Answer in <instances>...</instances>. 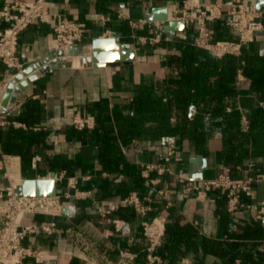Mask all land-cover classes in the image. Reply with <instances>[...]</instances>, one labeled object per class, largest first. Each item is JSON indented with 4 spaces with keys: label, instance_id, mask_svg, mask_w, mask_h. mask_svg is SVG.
Masks as SVG:
<instances>
[{
    "label": "crops",
    "instance_id": "1",
    "mask_svg": "<svg viewBox=\"0 0 264 264\" xmlns=\"http://www.w3.org/2000/svg\"><path fill=\"white\" fill-rule=\"evenodd\" d=\"M11 0H0V8ZM31 1V0H27ZM209 1V0H205ZM225 9L229 3L241 0H221ZM184 0H49L51 12L62 13L83 23L84 39L82 45L89 44L93 38L104 37L107 31L117 36L137 50V60L128 63H108L104 66H82L86 63L78 57L63 63L61 67L48 70L41 77L28 83L19 93L12 111L3 113L7 124L0 126V187L8 180L2 168V155H13L18 160V168L23 177L36 178L48 173H64L57 182V193L63 194L68 189L72 194L76 189L82 195L62 197L63 211L59 216L34 215L27 222L34 225L55 221L52 233L37 231L27 235L24 244L43 253L44 257L36 260L28 257L23 264H70L74 259L79 264H146V239L143 236L140 217L121 210L120 200L135 190L133 178L126 169L140 166L145 162L158 160L166 152L168 145L178 148L170 167L173 174H165L162 182L151 190L156 195L157 188L169 192L171 208L163 206L160 213L172 214V220L181 225L190 226L188 240L176 246L179 250L187 249L188 254L178 252V258L171 264H179L182 258H189L193 264H225V259L211 252H205L204 246H219L221 249L228 241L239 239L244 228L254 218L253 210H241L230 213L227 210L226 197L216 190H209L205 197L195 193H186L177 181V175H183L194 183L199 182L197 175L213 177L224 166L231 168L236 177L252 175L259 177L254 184L251 202L256 205L264 200V120L262 125L250 128V120L258 107L264 108V101L252 91L247 77L238 72V113L244 123V132L227 144L230 133L225 124L216 123L208 129L203 141H196L193 135L182 134L169 140L156 141L149 134L133 138L129 145L121 143L123 161L118 169L108 168L99 160L100 147L88 140H82L79 133H73L72 118L75 114H96L97 106H108L109 117L115 122V115L124 117L142 116L136 112L134 97L142 90L154 88L158 80L167 79L170 69L166 58L176 53L175 42L193 41L194 32L189 28L175 29L172 39L164 29L162 34L169 40L162 39L156 44H145L141 37L159 32L154 21L146 18L154 7H166L169 17L181 7ZM146 19V23H138ZM131 21L138 23L131 24ZM4 23L0 22V29ZM216 35L237 39L238 34L219 20L212 25ZM59 49L51 24L36 23L30 25L21 35L18 45V57L25 68ZM250 55L264 54V32L249 44ZM79 62L75 64V62ZM14 70L7 69L0 62V85L7 87L12 81ZM178 75V71L175 72ZM166 100V99H165ZM231 107L227 111H231ZM143 123L152 127L156 123L153 114L142 116ZM207 126L211 119L206 115ZM177 121L176 113L170 116ZM16 121L22 125L13 124ZM11 130H22L26 139L29 132L42 133L41 139L33 147V155L24 162L21 154L5 149V140ZM80 130V129H79ZM90 130V129H88ZM93 129L90 130V132ZM90 135V134H89ZM229 148H237L240 161L228 162L225 158ZM25 151V149H24ZM41 156L36 168L32 159ZM205 158L206 168L201 170L202 162L197 157ZM71 168L68 170V167ZM156 176V173H153ZM75 184L73 188L71 185ZM130 190V191H129ZM74 208L71 214L69 209ZM109 217L126 221L125 226L116 231L112 223L107 222L104 212ZM159 213V214H160ZM152 217V213H150ZM3 224L0 218V226ZM264 250V242L259 246ZM241 250H245L241 246ZM122 251L135 255L128 259ZM257 260L259 259L256 257ZM258 261L261 262V259ZM232 264H242L236 258Z\"/></svg>",
    "mask_w": 264,
    "mask_h": 264
},
{
    "label": "built area",
    "instance_id": "2",
    "mask_svg": "<svg viewBox=\"0 0 264 264\" xmlns=\"http://www.w3.org/2000/svg\"><path fill=\"white\" fill-rule=\"evenodd\" d=\"M49 0H11L0 8V22L4 27L0 29V62L7 69L14 70L15 74L24 67L19 61L18 45L22 33L36 23L51 24L55 33L59 48L82 45L84 39L83 23L62 13L51 12L48 6ZM169 19L181 21L186 28L193 30L194 38L192 44L209 51L213 56L222 58L224 56L238 57L243 48L253 43L259 33L264 32V5L257 9L251 0L231 2L225 9V3L221 0H209L203 3L200 0H184L181 7L177 8ZM224 20L225 25L231 31L238 34L237 39L216 38L212 31V25ZM146 19H140L138 23H146ZM131 21V24L136 25ZM160 30L154 35L141 37L145 44L159 43L163 38L162 30L165 21H154ZM113 36L107 31L104 37ZM164 39L169 40V37ZM241 72V71H240ZM5 87L0 85V126L8 123L1 112V102ZM9 107V106H8ZM14 107H9V112ZM16 126L22 125L13 121ZM72 125L80 130L94 129L96 125L95 114L77 113L72 118ZM178 148L170 144L166 152L159 154L158 160L145 162L140 165L141 175L149 187H155L162 182L165 174H173L170 163L177 154ZM2 155V168L8 183L0 187V218L3 224L0 226V264H23L28 257L40 260L43 253L31 249L24 244L28 234L41 231L52 233L56 222L40 223L34 225L27 222L34 215L59 216L63 211L62 197L82 195L76 189L72 194L68 189L63 194L56 193L50 196H26L18 193V186L22 184L23 177L18 168V160L13 155ZM41 160L40 155L32 159V166L37 167ZM156 173V176H153ZM64 173H48L36 178H53L56 183L64 178ZM259 177L252 175L236 177L232 174L229 166H224L222 171L213 177L201 178L194 183L191 179L177 175V181L182 185L184 192L195 193L198 197H205L209 190H216L226 197L227 210L235 213L241 210H253L254 218L264 224V200L254 205L251 198L254 195V184ZM73 188L75 184L71 185ZM156 195L165 201V209L171 208L169 192L165 188H157ZM120 202L132 207L140 217V225L147 245L144 250L146 264H163V259L158 253L162 245V239L166 231L167 216L160 213L150 216L153 211L152 197L150 195L140 196L137 191L123 197ZM109 211L103 213L107 222L112 223L116 231L121 230L126 221L120 218L107 216ZM122 256L128 259L135 255L122 251ZM179 264H193L189 258H182Z\"/></svg>",
    "mask_w": 264,
    "mask_h": 264
},
{
    "label": "trees",
    "instance_id": "3",
    "mask_svg": "<svg viewBox=\"0 0 264 264\" xmlns=\"http://www.w3.org/2000/svg\"><path fill=\"white\" fill-rule=\"evenodd\" d=\"M214 35L216 38H227L224 35ZM174 46L177 52L166 58L170 69L169 77L158 80L154 88L142 90L134 97L138 114L155 115L157 121L154 126L147 127L142 116L137 115L124 117L116 114L114 122L109 117L108 106L105 104L97 106L96 125L91 132L72 126V132L79 133L82 140L99 145V160L104 166L118 169L123 161L121 143L129 145L133 138H141L147 134L159 142L182 134L193 135L196 141H203L206 131L218 123L227 127L230 136L226 141L227 144H232L238 135L243 134L245 127L237 111L239 70L247 77L253 93L264 101V54L250 55L248 46H245L238 57L228 55L219 58L207 50L195 47L192 41L175 42ZM176 71L178 75L175 74ZM228 107L232 109L230 112L227 111ZM174 112L177 116L176 122L170 120ZM254 114L249 123L251 130L263 124L264 108L258 107ZM206 115L211 119L218 118V121H209L207 126ZM41 135L42 133L31 131L28 133V140L22 130H11L5 140V149L21 154L26 163L32 157L33 147L39 142ZM237 151V148H229L226 160L240 161L242 156ZM70 168L69 166L68 170ZM126 171L134 181L130 190L137 191L140 196L150 195L153 205L151 213L153 216L159 214L165 201L146 185L141 175V167L130 166ZM122 209L139 216L132 207L123 205ZM171 218L172 214H169L162 245L158 249L163 264L173 263L178 258V252L188 254L186 248L179 250L176 245L188 240L190 226L181 225ZM238 236L242 241L224 242L222 249V243L212 247L205 245L204 250L224 258L225 264H232L236 258H240L242 264H264V250L258 249L264 242V224L253 218ZM241 246L245 250H241ZM70 264L79 263L74 259Z\"/></svg>",
    "mask_w": 264,
    "mask_h": 264
},
{
    "label": "water",
    "instance_id": "4",
    "mask_svg": "<svg viewBox=\"0 0 264 264\" xmlns=\"http://www.w3.org/2000/svg\"><path fill=\"white\" fill-rule=\"evenodd\" d=\"M257 9H261L264 0H251ZM201 3L205 0H200ZM146 18L151 21H165L164 29L173 39L175 29L184 30L186 27L181 21L169 19L166 7H154ZM74 57L85 60L82 66L100 67L108 63H128L137 60V50L121 41L117 36L96 37L89 44L59 48L50 55L26 66L17 72L13 80L7 85L1 102V112L9 111V104H14L19 93L28 83L41 77L48 70L61 67L63 63L73 61ZM202 162L201 170L206 168L205 158L197 157ZM198 179L203 178V173L197 175ZM20 195L26 196H50L57 193V183L53 178H25L17 188Z\"/></svg>",
    "mask_w": 264,
    "mask_h": 264
},
{
    "label": "clouds",
    "instance_id": "5",
    "mask_svg": "<svg viewBox=\"0 0 264 264\" xmlns=\"http://www.w3.org/2000/svg\"><path fill=\"white\" fill-rule=\"evenodd\" d=\"M73 211H75V209L74 208H70L69 209V214H71Z\"/></svg>",
    "mask_w": 264,
    "mask_h": 264
},
{
    "label": "rangeland",
    "instance_id": "6",
    "mask_svg": "<svg viewBox=\"0 0 264 264\" xmlns=\"http://www.w3.org/2000/svg\"><path fill=\"white\" fill-rule=\"evenodd\" d=\"M78 63H79V62H77V61L75 62V64H78Z\"/></svg>",
    "mask_w": 264,
    "mask_h": 264
}]
</instances>
